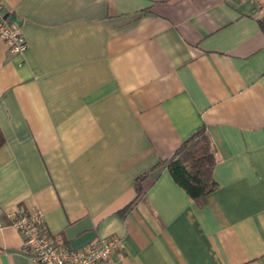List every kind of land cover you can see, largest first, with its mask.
Wrapping results in <instances>:
<instances>
[{
    "label": "crops",
    "instance_id": "1",
    "mask_svg": "<svg viewBox=\"0 0 264 264\" xmlns=\"http://www.w3.org/2000/svg\"><path fill=\"white\" fill-rule=\"evenodd\" d=\"M0 264H34L8 214L108 264H264V26L249 0H0ZM205 126L203 205L166 162ZM144 176V196L136 182Z\"/></svg>",
    "mask_w": 264,
    "mask_h": 264
},
{
    "label": "built area",
    "instance_id": "2",
    "mask_svg": "<svg viewBox=\"0 0 264 264\" xmlns=\"http://www.w3.org/2000/svg\"><path fill=\"white\" fill-rule=\"evenodd\" d=\"M255 5V13L264 24V0H249ZM0 40L13 55H23L27 42L21 26L3 12L0 4ZM9 226L22 237L23 254L34 264H108L113 252L122 247L121 239H99L83 247L71 248L57 244L47 230L41 211H16L8 214ZM5 225L0 221V228Z\"/></svg>",
    "mask_w": 264,
    "mask_h": 264
},
{
    "label": "trees",
    "instance_id": "3",
    "mask_svg": "<svg viewBox=\"0 0 264 264\" xmlns=\"http://www.w3.org/2000/svg\"><path fill=\"white\" fill-rule=\"evenodd\" d=\"M4 141L0 130V147ZM215 165L216 152L205 126L198 128L166 162L175 183L200 205L218 188L213 177ZM144 178L139 177L136 182L137 200L145 194L142 188Z\"/></svg>",
    "mask_w": 264,
    "mask_h": 264
}]
</instances>
